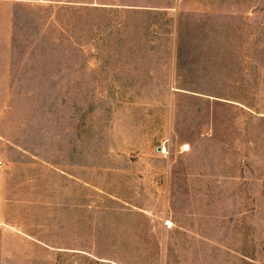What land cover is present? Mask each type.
Returning <instances> with one entry per match:
<instances>
[{"label":"rangeland","instance_id":"374dc122","mask_svg":"<svg viewBox=\"0 0 264 264\" xmlns=\"http://www.w3.org/2000/svg\"><path fill=\"white\" fill-rule=\"evenodd\" d=\"M94 1L0 0V264H264V0Z\"/></svg>","mask_w":264,"mask_h":264},{"label":"crops","instance_id":"0c3cea01","mask_svg":"<svg viewBox=\"0 0 264 264\" xmlns=\"http://www.w3.org/2000/svg\"><path fill=\"white\" fill-rule=\"evenodd\" d=\"M92 5L116 8L120 11V35L134 36L138 35L140 30L143 31L144 38L141 39L143 43H135L130 47H154L158 42L156 39L160 36L166 38L167 47H180V29L185 18L183 0H119L118 3L94 1ZM158 16L160 20L168 19L169 22L163 26L158 24L155 21ZM198 16L201 17V15ZM122 47L128 46L123 45ZM2 69H6V67L0 66V76L5 75V71L1 72ZM5 81L3 80V82Z\"/></svg>","mask_w":264,"mask_h":264},{"label":"water","instance_id":"95a60500","mask_svg":"<svg viewBox=\"0 0 264 264\" xmlns=\"http://www.w3.org/2000/svg\"><path fill=\"white\" fill-rule=\"evenodd\" d=\"M157 149L160 150V147L158 146Z\"/></svg>","mask_w":264,"mask_h":264}]
</instances>
